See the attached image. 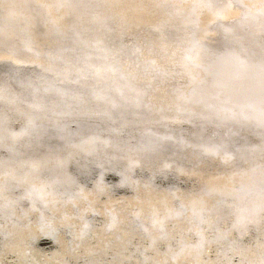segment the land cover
I'll list each match as a JSON object with an SVG mask.
<instances>
[{"label": "bare ground", "instance_id": "obj_1", "mask_svg": "<svg viewBox=\"0 0 264 264\" xmlns=\"http://www.w3.org/2000/svg\"><path fill=\"white\" fill-rule=\"evenodd\" d=\"M0 264H264V0H0Z\"/></svg>", "mask_w": 264, "mask_h": 264}]
</instances>
